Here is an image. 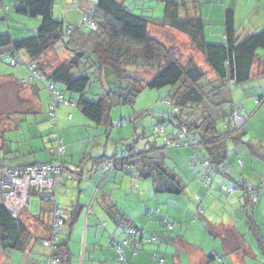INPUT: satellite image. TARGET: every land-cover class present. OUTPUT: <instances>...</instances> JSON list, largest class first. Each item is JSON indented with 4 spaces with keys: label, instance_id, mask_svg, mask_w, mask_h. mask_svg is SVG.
Wrapping results in <instances>:
<instances>
[{
    "label": "trees",
    "instance_id": "1",
    "mask_svg": "<svg viewBox=\"0 0 264 264\" xmlns=\"http://www.w3.org/2000/svg\"><path fill=\"white\" fill-rule=\"evenodd\" d=\"M13 1L17 14L38 17L39 22L30 34L20 32L14 36V32L8 28L0 31V63L24 68L26 75L18 78V84L46 89L49 97L47 119L52 129L58 125L57 110L63 105L75 108L93 129L105 126L104 135L109 138L110 127L113 126L109 115L113 107L133 105L145 89H167L157 101L159 106L165 107L164 111L159 112L163 116L152 125L151 135L159 141L149 139L151 135L147 134L145 127L138 130L140 125L136 124V119L144 111L134 113L127 118L133 122L132 136L114 140L117 147L120 144L122 148H115L110 155L106 153L95 157V170L98 173L104 175L131 168L136 179L150 180L155 193L177 195L183 191V185L174 168L168 164L167 150L187 148L190 151L187 167L195 171L197 163L200 164L197 170H201L204 190L202 195L195 194L196 216L204 212L202 201L206 195L212 194V186L219 178L229 181L226 193L240 189L244 191L243 205L248 208L255 205L258 190H264V184L262 181L256 185L244 179H235L229 169L240 170L244 160L235 158L236 166L232 167L231 156L234 154L232 152L238 155L242 147L248 148L263 161L264 153L255 151L261 145L244 138L240 127L246 121L245 109L243 103L235 104L231 100V91L236 87L241 89L254 79L264 78V57L261 54L264 50V27L242 35L234 24L233 11L226 10L223 37L219 42H213L209 41L206 23L195 0H161L163 13L157 17L150 14L153 9L150 0L130 3L126 0H96L75 21L67 19L66 14L71 10L68 7L66 9L70 10L64 11L63 18H54L55 0ZM0 9L3 13L9 10L7 0H0ZM152 27L184 36L201 56L202 64L193 54L181 58L174 45L151 33ZM92 83L97 84L100 92L88 99L85 95ZM263 99L264 94L251 98L255 105H259ZM235 108L244 118L241 126H236L230 119ZM224 116L228 117L229 122L224 132L220 133L216 119ZM70 118L68 114L67 119ZM127 119L122 117L117 124H123ZM140 139H145L141 146L138 145ZM60 145L65 148L64 154L58 151ZM47 151L50 155L47 161L13 165L8 163L6 156L0 155V178L4 169L20 175L23 167L44 166L55 160L65 168L60 185L53 189V197L42 199L34 187H30L28 205L17 216L4 203V193L8 192V188L1 191L0 187V264H13L6 261V252L20 251L30 256L37 253L39 247L45 249L44 253H37L41 257L38 259L40 264H45L51 256L59 259L57 264H71L72 253L60 239L79 214L81 205L76 202L66 208L59 198L64 177L81 181V167L62 161L67 147L58 135L52 139ZM104 166L107 168L103 169ZM73 170L78 172L76 178L72 176ZM263 178L264 174L261 175ZM132 182L134 179L130 184ZM249 183L252 189L248 188ZM31 198L45 204L39 213H43V217H50L47 235L43 237L35 235L26 223V214L33 217L27 211ZM55 211L58 217L63 218L64 226L55 244L49 247L44 242L50 236ZM118 212L115 211V217H118L117 232L121 233V237L109 235L107 242L115 251V264H131L127 252L135 256L141 252L139 244L156 243L159 236L144 234ZM157 212L158 209L150 207L146 210L150 215ZM43 217L38 214L35 222H40ZM163 224L166 231L172 230L173 224L167 219H163ZM249 225L258 234L259 244L264 250L262 230L251 220ZM129 228L135 231L133 241L127 233ZM116 246L122 247V261ZM151 259L161 264L155 252L151 253ZM28 260L29 264L35 262L34 258Z\"/></svg>",
    "mask_w": 264,
    "mask_h": 264
},
{
    "label": "crops",
    "instance_id": "2",
    "mask_svg": "<svg viewBox=\"0 0 264 264\" xmlns=\"http://www.w3.org/2000/svg\"><path fill=\"white\" fill-rule=\"evenodd\" d=\"M132 1L138 0H126L127 3ZM69 3L70 0L63 1V8L66 9ZM82 4L88 8L80 7L73 14L69 11L67 19L77 20L94 2ZM195 4L206 23L209 41L219 42L223 37L226 10L233 11L234 24L242 35L264 27V0H195ZM162 13L163 9L157 16ZM174 33L162 30L160 39L168 34L186 40L184 36ZM261 54L264 57V50ZM13 73H18L21 78L26 75L22 67ZM5 74L3 70L0 73L1 89L10 95L14 90L13 96L17 102L21 99L23 103L18 102L21 109L13 108L12 113L6 112L0 116V155L6 156L11 165L47 161L50 159L47 147L58 135L67 147V154L62 161L81 167V181L64 177L59 198L61 205L66 208L76 202L81 205L79 214L60 239L72 253L71 264H115L116 254L108 244L107 237H121V233L117 232L116 210L144 234L159 236L156 243L139 244L141 252L137 255L131 256L127 252L131 264H158L151 259V253L154 252L161 264H264V250L259 244L258 234L249 225L251 220L261 230L264 229V191L259 193L255 205L248 208L243 205L244 191L235 189L226 193L229 181L219 178L212 186V194L206 195L202 201L204 212L196 216L195 194L202 195L204 190L201 173L197 171L200 175L197 179L195 173L187 172L189 169L186 168V162L190 153L187 148L167 150L168 164L174 168L183 185V191L177 195L155 193L150 180L136 179L131 168L102 175L95 170V157L113 153L118 148L114 142L117 138H111L110 135L109 138H102L105 135L100 127L93 129L80 112L63 105L57 110L58 125L52 129L47 119L49 97L46 89L27 86L19 97V93H15L16 86L19 89L20 85L18 78L12 73ZM11 80L13 83H10ZM254 87L264 92V78L254 79L242 87L243 100L238 102L245 101V115L253 105L251 98L256 95L252 91ZM237 93L239 97L240 88ZM68 114L71 115L70 119H67ZM245 117L247 121V115ZM8 130L15 133L6 134ZM239 150L237 157L244 160L243 167L240 170L229 169V172L237 180L259 183L264 174V161L248 148L242 147ZM255 151L263 154L264 144ZM235 158L231 157L232 167L236 166ZM178 165L183 168L179 170ZM131 179H134L132 184ZM41 204L35 213H31L34 218L26 214V223L35 235L43 237L47 235L50 217H43V213H39L45 205ZM148 207L158 209L159 212L147 214ZM38 214L43 217L39 219L41 223L35 222ZM233 216H237L238 221H234ZM163 219L173 224L171 231L165 230ZM214 252L216 254L212 257Z\"/></svg>",
    "mask_w": 264,
    "mask_h": 264
},
{
    "label": "rangeland",
    "instance_id": "3",
    "mask_svg": "<svg viewBox=\"0 0 264 264\" xmlns=\"http://www.w3.org/2000/svg\"><path fill=\"white\" fill-rule=\"evenodd\" d=\"M63 1H66V0H55L54 18H59V19L63 18L62 15H65L64 11L70 10V9H65V8L63 9ZM90 1L94 2L96 0H70V3L66 7L71 8L70 11L72 13L74 11H77L80 7L88 8L87 5H83L82 3L83 2L89 3ZM64 3H66V2H64ZM7 4H9V10L8 11L3 13V12H1L2 10L0 9V31H4L5 29L8 28L9 31L14 32V36L19 34L20 32H22V34H24V33L30 34L32 32V30H33L32 28L35 26V24L37 25L39 22L38 17L32 18V17L17 14V12L15 10L16 9V7H15L16 3L13 0L12 1L7 0ZM150 4L153 6V10H154V11L150 12V14L154 17H157V15H159L160 11L163 9V2L161 0H152L150 2ZM150 30H151L152 34H154L156 36H160V38H161V36H162L161 35L162 30L161 29L152 27ZM163 38L162 39L164 41L166 40L165 41L166 43L172 44L176 47V49L181 53V58L182 57L185 58L186 55L193 54L196 56L197 61L202 64L201 56L199 54H197V52H195V50L189 45V43L186 40H182L179 37H177V38L171 37L168 34L166 37H163ZM60 55H62V53H60ZM19 66L20 65H18L16 67H10V66H7L6 64L0 63V73L3 70L4 72H6L5 75H9L10 73H12V74H14V76L16 78H20V75L18 73H13V71H17ZM11 82H12V80L10 81V83ZM2 86L3 85H1V83H0V116H2V114L6 113V112L12 113V110H14L15 108L21 109V104L23 103L21 99H18V102L21 103V104H18L17 98L13 96L14 90L12 91L13 93L11 95L8 93L6 94L4 89H1ZM4 86H5V84H4ZM27 86H28L27 84H21V85H19V89L16 86L17 92H15V93H19V94H17V95H19V97L22 96L21 93L23 92V90L25 88H27ZM256 88H258V87H254L252 90V91H254V94H256L257 96L264 94L263 91H258V90H256ZM237 90H239L238 87L234 88L231 91V100L233 102H235V104H238V101L243 100L242 91H241V90H243V88L240 89L241 95L239 97H238ZM166 91H167L166 88L145 89L136 98L135 103L133 105H124V106H119V107H113L111 109L110 115H109L110 120L113 122V126L110 127V133H109L110 137L111 138H130L132 136V133H133V122L129 121L127 118L134 115V113L136 114L137 112L140 113L143 111L144 112L142 113V116L137 117L136 124L140 125V127L138 128L139 131L142 130V126H143V127H145L147 134L151 135L152 134V125L155 124L156 122H158L159 118L163 116L159 112L165 110V107L159 106L157 104V101L165 95ZM97 92H100L97 84L92 83L89 85V88L86 92L85 97L88 99H92L93 94H95ZM240 103H243V102H240ZM24 105H26V102H24ZM243 107H244V109H246V107H247L245 101L243 103ZM147 110H151V111L146 112ZM246 112H247L246 115H247L248 119L243 124V126L240 127V130L245 132L244 138L249 139L250 141H253V142L260 144V145L264 144V99L260 102L259 105H255L253 103L251 108L247 109ZM164 115H166V114H164ZM122 117L127 119L126 122L123 124H117L119 119ZM228 122H229V120H228L227 116L218 117L216 119V127H217L218 132H220V133L224 132L225 125ZM239 126H241V124H239ZM99 127L103 131H105V126H99ZM13 133H15V132L10 131V130H8L6 132V134H13ZM102 138H105V136H102ZM153 138H155L154 135L149 136V139H153ZM155 139L157 141H159L158 138H155ZM144 140L145 139H140L138 145L141 146L143 144ZM118 148L121 149L122 146L120 144H118ZM232 153L235 154V152H232ZM234 154H232V156H236V159L241 158V157L237 158V155H234ZM257 165H258V162L256 163V166ZM199 166H200V164L197 163L196 170L194 171V170H190L187 167V163H186V168L189 169L187 172L195 173V176H197L196 178L199 179L200 175L198 173L201 172V170H197V169H199ZM178 167H179V170H180V168H183L180 165H178ZM197 171H198V173H197ZM261 181H262V179L260 177L259 183L255 182L254 184L258 185V184H260ZM263 191H264L263 189H259L258 194L263 193ZM39 204H40V202L37 199L31 198L30 199V207L27 209V211L29 213H35L38 210ZM227 216H228V213L226 214V217ZM232 218L234 221L235 220L238 221L237 216H233ZM260 220L263 221V219H260ZM243 225L245 226L244 222H243ZM262 233L264 235V229H262ZM37 249L39 250L37 253H44L45 252L44 248L39 247ZM6 253L8 256V257L6 256V261H8V262L12 261L13 264H29V262H28L29 258H34L35 262H33L32 264H40L38 259L41 257L37 253H34L30 256L24 255L20 251H9ZM2 259H4V258H2Z\"/></svg>",
    "mask_w": 264,
    "mask_h": 264
},
{
    "label": "built area",
    "instance_id": "4",
    "mask_svg": "<svg viewBox=\"0 0 264 264\" xmlns=\"http://www.w3.org/2000/svg\"><path fill=\"white\" fill-rule=\"evenodd\" d=\"M93 26V24H92ZM53 107V106H52ZM231 121L239 126L244 122V118L239 112L238 108L233 110L230 116ZM60 154L65 153V148L60 145L58 147ZM104 166L103 169H106ZM64 166L58 160L53 163L44 166H26L21 170L20 175L17 172H13L10 169H4L1 173L0 187L1 191L8 188V192L4 193V203L6 208L14 215L17 216L26 206L28 205L29 199V188L34 187L37 191V195L42 199H50L53 197V189H55L62 180V172L64 171ZM77 170L72 171V176L77 177ZM262 184H264V178L262 179ZM249 189H252V184L249 183ZM202 210V209H200ZM64 226V220L62 217L57 216V211L54 212L52 220V230L48 240L44 242L45 245L51 247L57 241L58 234L61 232ZM170 229L171 226L168 225ZM128 236L131 237V241L134 238L135 231L131 228L127 231ZM126 242V240L124 241ZM118 253L120 254V261L123 260L122 247L116 246ZM59 259L51 256L45 264H57Z\"/></svg>",
    "mask_w": 264,
    "mask_h": 264
}]
</instances>
